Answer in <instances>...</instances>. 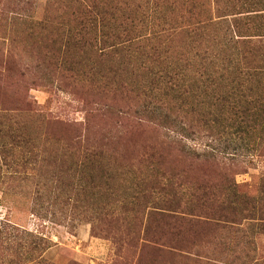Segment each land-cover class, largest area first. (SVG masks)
Returning <instances> with one entry per match:
<instances>
[{"label":"rangeland","instance_id":"1","mask_svg":"<svg viewBox=\"0 0 264 264\" xmlns=\"http://www.w3.org/2000/svg\"><path fill=\"white\" fill-rule=\"evenodd\" d=\"M116 1L112 4L119 5ZM195 1L202 0L185 2ZM207 1L214 16L216 3ZM252 1L255 5L248 4ZM223 2L235 4L233 12L242 11L235 15L242 22L238 34L243 36L238 39L250 42L238 45V49L252 50L258 40L264 41V0H221L219 5ZM169 12L159 13L161 21L176 18ZM131 15L135 20L146 11L140 7ZM48 16V0H0V108L8 111H0V143L4 145L0 146V264H264V120L254 119V99L249 98L247 104L240 95L228 97L221 103L219 115L220 107L216 102L212 106L211 97L198 91L190 98L187 105L194 110L195 119L207 114L208 107V118H216L209 126L187 119L193 127L184 141L201 152L213 149L221 153V207H184L182 203L180 207H164V212H184L195 223L179 230L170 222H147L151 207L124 205L128 198L139 201L132 198L142 195L141 175L127 173L126 167L108 158L97 159L88 167L62 140L68 136L64 130L84 123L91 107L112 104L111 94L105 100L88 95L83 86L90 88L92 79L107 85L120 83L133 67L140 66L141 59H126L128 52L123 50L95 57L90 50L79 51L72 44L67 48L65 36L47 29ZM224 17L232 19L234 15ZM260 22L263 27L257 28ZM149 31L143 24L133 32ZM167 42L158 44L163 45L161 50L166 49ZM196 42L189 44L191 49L197 48ZM182 50L189 47L183 45ZM64 59L72 63L71 72H61ZM223 66L221 87L236 70L227 63ZM90 69L95 72L92 77ZM241 81V77L235 78L234 84L227 86L241 85ZM259 81L264 84V76ZM118 93V98L127 95L129 100L133 94L134 103H141L137 90ZM241 113L246 114V121H238ZM93 119L89 126L95 131L119 128L111 126L114 122L106 117ZM8 125L27 128L26 140L22 143L17 136L16 146H10L11 139L5 136ZM233 164L235 171L230 169ZM181 166L187 167L183 161ZM189 176L195 186L203 179H213L216 172L208 165H194ZM198 221L209 222L208 229L196 225ZM145 231L160 241L138 240L136 234L144 237ZM163 238L168 241L165 245ZM177 241L188 247L191 243L192 253L171 248Z\"/></svg>","mask_w":264,"mask_h":264},{"label":"trees","instance_id":"2","mask_svg":"<svg viewBox=\"0 0 264 264\" xmlns=\"http://www.w3.org/2000/svg\"><path fill=\"white\" fill-rule=\"evenodd\" d=\"M185 1L117 0L116 3L119 5H115L112 4V0H48L50 16L46 22L50 33L57 31L62 34V38L65 36L64 44L68 45L67 48L72 44L79 51L90 50L95 57L105 53L117 54L119 50H123L128 52L126 59H141L140 66L133 67L120 83L111 81L108 83L115 85H107V82L96 83L92 79L90 88L86 89L83 86L86 93L91 96H99L106 100L111 94L109 100L112 104L97 103L91 107L84 123L81 126H71L70 131L64 130V134L68 136L62 140L67 147L75 149L73 154L85 165L88 164V167L97 159L108 158L107 161L112 160L118 162L121 167H126L127 173H132L134 176L141 175L143 183L140 189L141 201L136 196L132 199L139 201L128 198L124 205L151 207L147 212V222H170L177 225L175 229L178 230L195 226V223L187 218L184 212L172 210L164 212L163 209H166L164 207H180L181 203L184 207H221L222 203L221 153L213 149L201 152L189 147L184 141L193 127L187 119L199 121L202 126H209L216 118L211 120L208 118L210 113L208 107L207 114H201L198 120L195 119L192 115L194 110L189 109L187 105L190 98L197 96L198 91L206 98L211 97L212 106L216 102L220 107L217 111L219 115H221V103L228 97L240 95L247 104H250L249 98H252L257 107L254 114L255 121L264 120L262 117L264 84L259 81L264 76V41L258 40L252 50L245 51L244 46L243 49H238V45H245L250 41L238 39L243 36L238 34L242 22L240 17L237 18L235 15L242 11L233 12L232 8L236 6L235 4L223 2L220 6L221 0H213L214 4L216 3L213 16L210 1L189 3ZM248 4L255 5V2ZM140 7L146 11V15L136 17L137 19L134 20V15L130 16V14L135 13ZM164 10H170L168 14L176 18L166 17L161 21L159 13ZM226 15H234V17L225 19ZM143 24L146 30L147 28L150 30L148 33L133 32ZM246 25L248 27V23ZM262 27L263 23L260 22L257 28ZM227 35L228 39H226ZM163 40L169 41L165 50H161L163 45L158 46ZM194 41H197V48L191 49L192 46L189 44H193ZM183 45L188 46L189 50L183 51ZM117 58L114 57L113 60ZM221 60H223L222 66ZM225 63L236 66V70L230 73L226 86L221 87ZM240 65L244 68L242 69ZM60 68L61 72H71L73 66L64 59ZM84 74L87 75L88 71L87 74L84 71ZM94 74L95 72L90 69L91 77ZM240 77L241 85L239 83L237 86H227L233 85L235 78ZM245 89L249 92L247 93ZM135 90L138 91L136 96L141 99V103H134L133 94L130 100L126 98L127 95L125 99L116 96L118 92L120 94L123 91ZM251 91L253 93H250ZM86 101V105H89L90 102ZM119 102H124V105L120 106ZM227 107L231 111L228 101ZM0 111L8 112L3 108H0ZM245 111L247 114L246 109ZM106 113H110L111 116ZM241 114L242 118L238 120L239 122H243L246 118V114ZM95 117H106L114 122L111 126L119 128L112 132L90 129L89 123ZM232 117L234 118V113ZM238 117L239 115L236 118ZM8 120L7 115L6 121ZM6 131L5 136L7 134L11 139L9 145L15 147L18 141H14V138L21 136L23 143L27 128L8 125ZM0 146L4 147L1 143ZM181 161L186 163V168L181 166ZM194 165L214 167L216 176L213 179L218 176L219 180L211 182L213 179L206 178L192 186L189 174ZM235 166L236 164H233L230 169L235 171ZM213 188L217 189L211 191ZM31 211L35 212L34 209ZM215 212L218 214V211ZM141 213L144 215L143 211ZM144 217H140V222ZM202 217L208 218L207 220L214 219L207 215ZM137 219L139 220V217ZM198 222L196 225L208 229L209 222ZM143 234L144 237L139 233L136 234L138 240L144 239L152 243L158 238L154 234H147V231ZM36 238L42 240L41 237ZM166 242L168 241L164 238L161 239L163 245ZM170 247L192 253L191 243L188 247L185 242L177 241ZM67 264L79 263L71 261Z\"/></svg>","mask_w":264,"mask_h":264}]
</instances>
